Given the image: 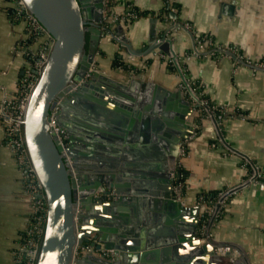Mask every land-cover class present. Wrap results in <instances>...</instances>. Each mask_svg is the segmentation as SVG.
Returning <instances> with one entry per match:
<instances>
[{
  "label": "water",
  "instance_id": "water-1",
  "mask_svg": "<svg viewBox=\"0 0 264 264\" xmlns=\"http://www.w3.org/2000/svg\"><path fill=\"white\" fill-rule=\"evenodd\" d=\"M24 2L52 37L20 120L47 205L35 264H251L243 249L234 254L221 248L228 244L211 233L215 216L203 227L205 212L186 203L179 183L185 174L180 158L197 132L191 118L200 104L181 87L142 72L132 70L122 81L94 66L103 36L111 35L107 19L114 14L107 13V0ZM112 36L132 55L158 48L176 56L167 33L139 48L123 33ZM56 104L54 122L66 131L65 146L52 125ZM211 118L228 144L218 117ZM111 191L116 198L107 197ZM92 233L91 246L112 250L110 255H76ZM222 253L230 262L218 261Z\"/></svg>",
  "mask_w": 264,
  "mask_h": 264
},
{
  "label": "crops",
  "instance_id": "crops-1",
  "mask_svg": "<svg viewBox=\"0 0 264 264\" xmlns=\"http://www.w3.org/2000/svg\"><path fill=\"white\" fill-rule=\"evenodd\" d=\"M107 1L112 5L107 6V12L110 8L114 14L108 18L116 32L125 34L135 48L167 33L175 20L191 24V29L180 24L167 36L171 37L188 77L200 83L204 95L215 105L228 144L221 140L208 114L200 117L204 110L199 107L191 118L197 132L180 158L186 175L184 198L187 204H196L200 192L238 186L226 196L211 233L227 242L221 247L224 250L240 254L241 248L251 264H264V179H251L249 169V165L256 166L264 173V69L238 59L264 64V0ZM10 5V1L0 0V102L16 93L31 65L20 48V42L27 37L26 22L11 19L6 9ZM130 5L142 11L139 17H127ZM171 12L177 13V17L171 16ZM195 34L210 36L214 45L232 46L236 57L226 52L194 53ZM115 39L103 36L95 62L113 77L125 81L132 70L113 65L118 52H122L121 43ZM39 41L50 46L52 38L42 33ZM159 52L157 48L135 55V72L169 88H178L177 72ZM130 55L123 52L128 62ZM1 119L0 114V264H14L33 200ZM230 259L222 253L218 261L226 263Z\"/></svg>",
  "mask_w": 264,
  "mask_h": 264
},
{
  "label": "built area",
  "instance_id": "built-area-1",
  "mask_svg": "<svg viewBox=\"0 0 264 264\" xmlns=\"http://www.w3.org/2000/svg\"><path fill=\"white\" fill-rule=\"evenodd\" d=\"M11 3V7L15 11L16 17L22 16V20L27 23V29L30 31L38 30L41 31V33H44L45 28L42 26V24L38 21V19L28 10L24 0H9ZM126 15L130 18H137L141 15L138 10L134 9L133 6L130 5V9L126 12ZM178 20H175L168 29L169 31L176 28L177 26H180L178 24ZM182 26H184L187 29H191V24L189 22H181ZM168 31V32H169ZM167 32V33H168ZM47 34H49L46 31ZM112 33H114L112 30L110 32L111 36ZM50 36V34H49ZM51 46V45H50ZM50 46L47 49L40 48L39 50H35L32 47H22L23 51L30 55L29 61H30V67L27 69V72L25 73L23 80H22V91L25 92L19 99L15 95H8L3 98V100L0 102V114L3 118L4 124H5V130L6 134L8 136V142L10 147L12 148V151L14 153V156L18 162V164L21 166L23 172H24V183L27 188L28 193L33 199V208H35V211L39 210L40 208L45 209V215L44 217L40 216L36 222H34L32 225L30 224V227L28 230L32 232L35 236L33 238H30L28 243L26 244H20V250L16 252V262L21 263L23 262V259L25 260L24 264H35L36 259L38 256L42 235L44 231V224L46 219V200L44 195L40 196V191L42 189V184L40 183L35 169L29 159L28 156V150L26 147V143L24 140V133H23V125L21 123V119L24 116L27 100L30 94V91L32 87L34 86L36 80L38 79L39 72L44 66L48 54ZM226 50H231L234 52V48L231 46H223V45H214L212 43V40L210 36L203 35V34H195L194 37V46H193V52L194 53H206V54H215L218 52H227ZM159 54L166 58V60L171 63L176 69L177 74L180 79V86L185 93L188 94V98L190 101L194 103H199L204 112L206 111V114H208L210 117L212 114H215V105L212 104V102L209 100L206 95H204V92L202 91L200 87V83L196 82L195 80L188 77L186 74V70L184 69V66L181 62L180 56L176 53V56L172 53H166L162 50H160ZM135 58V55H130L131 62ZM129 59V60H130ZM243 59V58H242ZM248 63H252L258 66H264L262 63H256L251 62L249 60H245ZM131 70H135V68L131 67ZM60 109V105L56 104L54 109L52 110V125L56 129L58 136L63 144V146L68 144V139L66 136L65 129L61 128L59 125H57L54 120L57 117L58 110ZM64 152L66 153V157L70 163H72V157L67 153L66 149L64 148ZM253 170L250 172V178L256 179V178H263L264 179V173L260 172L258 168L255 166H252ZM181 185H184V180L179 181ZM232 188V187H231ZM230 190L220 191L217 199H207L205 196H198L197 203L201 205L203 212L208 211V216L206 218L202 219V225L203 227L206 225L207 220L210 219L211 216H217L218 213H220L222 204L225 201L226 193ZM37 193V197H35V194ZM107 197L110 199L116 198V194H114V191H111L107 194ZM219 204V207L217 206ZM95 233H92L90 235V239H94L96 241V238L93 236ZM93 236V238H92ZM98 241V240H97ZM89 251H94L95 253H98V255L106 254L110 255L112 250H107L105 248L102 249H96L93 246H91V243L88 241L85 245H78L76 248V255L80 256L82 253H86Z\"/></svg>",
  "mask_w": 264,
  "mask_h": 264
},
{
  "label": "trees",
  "instance_id": "trees-1",
  "mask_svg": "<svg viewBox=\"0 0 264 264\" xmlns=\"http://www.w3.org/2000/svg\"><path fill=\"white\" fill-rule=\"evenodd\" d=\"M112 5H111V3H110V5L108 6V7H111ZM134 9H136V10H138L139 11V13H142V11L141 10H139L138 8H136V7H133ZM6 9H7V11H8V13H9V15H10V17H11V19L14 21V22H19V21H21L22 20V16H19V17H16V15H15V11H14V9L11 7V6H8V7H6ZM108 13H111V10H110V8H108ZM110 16V15H109ZM128 17V16H127ZM107 25L111 28V30L113 31V32H116L117 30H115L116 28H115V26H114V23L112 22V20L111 19H107ZM28 34L29 35H27V37H26V39L25 40H23V42H22V46L23 47H35L34 45H36V43H38V39H39V37L42 35V33L40 32V31H38V30H33V31H28ZM108 36V35H107ZM108 37H111V38H113V39H115L113 36H108ZM116 40V39H115ZM43 47V49L45 50V49H47L49 46L47 45H45V44H40V46L39 47H37V49H40V48H42ZM120 50H122V52L120 53V52H118V54L116 55V57L114 58V60H113V65L114 66H121V67H123V68H131V67H134L135 66V64H134V62H128V60H126V58H125V56H123V52H125L124 50H123V48H121ZM27 57H29L30 58V55L29 54H27ZM124 57V58H123ZM97 64H99V62L97 61ZM170 67L172 68L173 67V65L170 63ZM22 82H20V88L16 91V93H14V96L16 95L17 97H18V99L25 93V92H23L22 91ZM219 112V111H218ZM217 112V113H218ZM206 114V112H202V114H200V117L202 116V115H205ZM2 117V116H1ZM2 120V122H3V124H4V121H3V118L1 119ZM4 126H5V124H4ZM5 134H6V130H5ZM6 137L8 138V136H7V134H6ZM10 146V145H9ZM13 152V151H12ZM13 155H14V153H13ZM249 169H250V172H252V170H253V168L249 165ZM183 171V170H182ZM185 174L182 176V178H184L185 179ZM219 192L220 191H218V190H214V191H211V192H200L199 194H198V196H205L207 199H217L218 198V195H219ZM44 215H45V209L44 208H40L39 210H37L34 214H33V216L30 218V222H31V225L34 223V222H36L37 220H38V218L41 216H43L44 217ZM208 216V211H205V215H204V218H206ZM29 227H30V224L29 223H27V225L25 226V230L22 232V239H20V244L21 243H24V244H26V243H28V241L30 240V238H33L35 235L32 233V232H30V230H28L29 229ZM17 250V249H16ZM20 250V248H18V251ZM17 251V252H18ZM16 254V253H15ZM15 258H16V256H15ZM25 263V260L23 259V262H21V263H18V262H16V260H15V262H14V264H24Z\"/></svg>",
  "mask_w": 264,
  "mask_h": 264
},
{
  "label": "rangeland",
  "instance_id": "rangeland-1",
  "mask_svg": "<svg viewBox=\"0 0 264 264\" xmlns=\"http://www.w3.org/2000/svg\"><path fill=\"white\" fill-rule=\"evenodd\" d=\"M9 1V0H8ZM11 4V3H10ZM11 6V5H10ZM22 21V20H21ZM26 26H27V23H26ZM26 29H27V27H26ZM28 29L26 30V32H27V35H29L28 34ZM41 32V31H40ZM44 33L46 34V31H44ZM52 38V37H51ZM26 38H24L23 40H25ZM39 39H40V37H39ZM39 39H38V41H39ZM23 40L20 42L21 44H20V48L23 50V46H22V42H23ZM39 42H41V41H39ZM37 43L36 45H34L35 47H33L35 50H39V49H37V47H39L40 45L39 44H41V43ZM51 43H52V41H51ZM51 45V44H50ZM49 51H50V49H49ZM26 53V52H25ZM26 56H27V53H26ZM29 59V58H28ZM94 66H97L96 65V62H95V65ZM173 70L174 71H176L177 72V69L173 66ZM187 94V93H186ZM188 95V94H187ZM202 108V107H201ZM206 112V111H205ZM204 113V112H203ZM205 115H207V114H205ZM22 169V168H21ZM25 178V177H24ZM25 180V179H24ZM40 196L41 195H44V191H43V187H42V189H41V191H40ZM97 194H99V192L97 193ZM38 195H37V193L35 194V197H37ZM33 200V199H32ZM46 207H47V205H46ZM36 211H35V208H33V210H32V214H30V216H29V219H28V223L29 224H31V222H30V218L33 216V214L35 213ZM25 230V227H24V229H23V231ZM22 231V232H23ZM21 236H22V234H21ZM20 236V239H22V237ZM21 244H24V243H21ZM20 247V241L18 242V247H17V251H18V248Z\"/></svg>",
  "mask_w": 264,
  "mask_h": 264
},
{
  "label": "flooded vegetation",
  "instance_id": "flooded-vegetation-1",
  "mask_svg": "<svg viewBox=\"0 0 264 264\" xmlns=\"http://www.w3.org/2000/svg\"><path fill=\"white\" fill-rule=\"evenodd\" d=\"M68 141H69V140H68ZM68 144H69V142H68ZM72 162H73V161H72ZM71 164H72V163H71ZM72 165H73V164H72ZM83 170H84V169H83ZM93 236H94V234H93ZM93 236H92V238H93ZM93 240H94V239H90L89 242L91 243ZM87 242H88V241H87ZM87 242H86V243H87Z\"/></svg>",
  "mask_w": 264,
  "mask_h": 264
},
{
  "label": "bare ground",
  "instance_id": "bare-ground-1",
  "mask_svg": "<svg viewBox=\"0 0 264 264\" xmlns=\"http://www.w3.org/2000/svg\"><path fill=\"white\" fill-rule=\"evenodd\" d=\"M108 13V12H107Z\"/></svg>",
  "mask_w": 264,
  "mask_h": 264
}]
</instances>
